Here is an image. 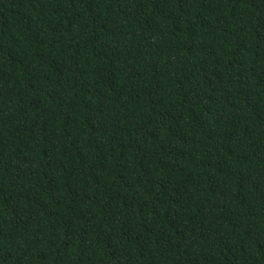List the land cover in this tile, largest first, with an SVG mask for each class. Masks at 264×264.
<instances>
[{"label": "trees", "instance_id": "1", "mask_svg": "<svg viewBox=\"0 0 264 264\" xmlns=\"http://www.w3.org/2000/svg\"><path fill=\"white\" fill-rule=\"evenodd\" d=\"M0 264H264V0H0Z\"/></svg>", "mask_w": 264, "mask_h": 264}]
</instances>
